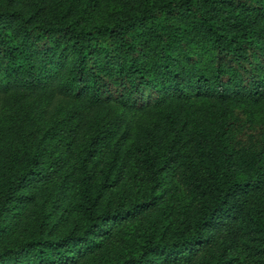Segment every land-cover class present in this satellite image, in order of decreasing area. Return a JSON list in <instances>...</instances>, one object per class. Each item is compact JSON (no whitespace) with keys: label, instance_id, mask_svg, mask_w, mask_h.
Segmentation results:
<instances>
[{"label":"trees","instance_id":"1","mask_svg":"<svg viewBox=\"0 0 264 264\" xmlns=\"http://www.w3.org/2000/svg\"><path fill=\"white\" fill-rule=\"evenodd\" d=\"M0 264H264V0H0Z\"/></svg>","mask_w":264,"mask_h":264}]
</instances>
